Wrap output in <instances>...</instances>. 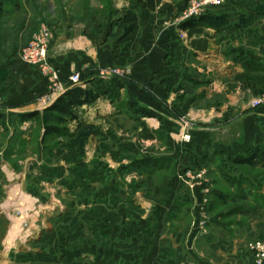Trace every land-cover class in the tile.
<instances>
[{
    "label": "rangeland",
    "instance_id": "1",
    "mask_svg": "<svg viewBox=\"0 0 264 264\" xmlns=\"http://www.w3.org/2000/svg\"><path fill=\"white\" fill-rule=\"evenodd\" d=\"M68 1L0 0V49H6L13 20L30 10L37 16L45 12L47 22H53L55 13L67 7ZM94 1L108 13L118 4V0ZM80 5H86V1L80 0ZM238 61L244 72L226 81L248 91L245 99L249 100L264 88V63L253 65L246 56L238 57ZM118 72L112 70L111 75ZM81 78V85L74 88L86 89L91 76ZM182 83L195 89L190 95L194 104L191 109L196 111L180 113L168 106L174 117L169 120L171 135L165 117L147 116L132 106L123 108L125 102L113 108L82 106L75 110V120L67 118L60 124L45 112L47 108L19 113L0 106V237L4 230H28L31 245L41 248L32 250L36 257L45 253L43 248L61 244L64 254L90 247L82 257L93 254L102 258V248L109 247L110 254L125 252L127 259L134 261L150 255L157 225L165 229L168 223H175L178 234L198 242L203 237L197 238L193 224L204 215L208 234L219 224L227 230L224 238L234 237L242 246L250 264L247 244L264 238V164H241L239 160L249 156L245 151L219 154L212 144H183L184 120L191 124V133L211 124L197 112L206 103L203 93L199 95L198 84L188 80ZM104 84L99 99L112 104L127 101L126 92L114 83ZM187 95L183 92L182 102L187 101ZM221 100L213 94L206 105ZM34 112H40V116L29 117ZM48 126L60 132L47 136ZM256 146L264 147V136ZM196 167L205 168L206 175L204 183L190 192L181 185L179 176L183 170ZM174 179L187 199H180L176 210L163 218L156 211L155 192L165 204L161 195L170 188L164 182ZM203 204L206 206L201 212ZM162 243L165 241L159 243L163 247Z\"/></svg>",
    "mask_w": 264,
    "mask_h": 264
},
{
    "label": "crops",
    "instance_id": "2",
    "mask_svg": "<svg viewBox=\"0 0 264 264\" xmlns=\"http://www.w3.org/2000/svg\"><path fill=\"white\" fill-rule=\"evenodd\" d=\"M85 1L86 5H80V0H69L67 7L55 13L53 22H47L45 12L37 16L30 10L12 21L6 49H0V106L19 113L48 108L74 88L69 79L80 74L91 76L85 85L88 90L104 92V83L111 81L127 94V101L112 104L99 99L89 106L113 108L116 103L125 102L123 108L132 106L159 114L165 117L171 135L169 120L174 117L168 106L180 113L196 111L191 109L194 104L190 95L195 89L182 83L188 80L198 84L199 95L203 93L206 103L213 94L222 97L217 104L200 105V118L214 127L207 124L208 127L192 132L194 143H210L225 153H236L251 149L263 138L264 101L257 107H253V102L264 98V88L254 92L251 101L252 98L245 99L248 91L226 81L227 77L244 72L238 57L264 63L263 0H239L210 8L201 24L187 28L182 27L185 24L176 26L173 20L187 0H118L112 13L94 0ZM44 25L55 30L49 52L61 82L55 92L49 77L21 58L32 35ZM115 69L119 74L111 75ZM184 90L190 96L182 102ZM164 183L170 188L161 195L165 204L153 190L156 211L163 218L176 210L180 199H187L179 192L175 179ZM188 211L185 212L189 214ZM172 224L168 223L165 229L157 225L150 241V255L134 261L127 259L125 252L110 254L109 247L102 248V258L93 254L82 257L91 251L90 247L80 253L64 254L61 244L43 248L45 253L36 257L32 250L40 247L31 245L28 230H4L0 237V264H248L245 250L234 237L224 238L227 230L219 224L215 223L218 229L198 242L178 234V226ZM162 240L163 247L159 244Z\"/></svg>",
    "mask_w": 264,
    "mask_h": 264
},
{
    "label": "built area",
    "instance_id": "3",
    "mask_svg": "<svg viewBox=\"0 0 264 264\" xmlns=\"http://www.w3.org/2000/svg\"><path fill=\"white\" fill-rule=\"evenodd\" d=\"M239 0H189L185 8L175 17L174 23L177 25H183L196 21L205 16L206 12L210 8H217L224 6L228 3H234ZM264 1V0H263ZM55 40V30L51 26H41L33 35L28 45L21 52L22 60L30 66L37 68L42 74L49 77L52 84V90L55 92L61 87V82L58 78L57 72L52 67L49 59V49L51 44ZM70 82L74 86L81 85L82 78L80 74H73L70 77ZM263 99L255 100L253 107L259 106ZM185 132L183 135V144L190 145L194 141L191 135V124L184 120ZM206 175L205 168H193L183 170L179 176L180 183L183 187L190 192H194L197 186H201L204 183V177ZM208 201L206 200V203ZM205 204L201 205L200 211L205 210ZM208 220L203 215L198 217L194 224L195 232H197V238L208 236ZM247 251L250 257V264H264V238L258 237L250 241L247 244Z\"/></svg>",
    "mask_w": 264,
    "mask_h": 264
},
{
    "label": "trees",
    "instance_id": "4",
    "mask_svg": "<svg viewBox=\"0 0 264 264\" xmlns=\"http://www.w3.org/2000/svg\"><path fill=\"white\" fill-rule=\"evenodd\" d=\"M204 18V17H203ZM203 18L192 21L190 23H187L183 25V28L195 26L198 24H201L203 21ZM253 65H255L257 62L252 61ZM100 94L94 92L93 90L83 89L80 87H75L68 92H66L63 96H61L52 106L47 108L45 110L46 113L50 114L52 118L58 123H65L67 121V118L71 120H75L76 117L74 115L75 110L78 108L85 106V105H92L94 102H96L100 98ZM147 116H157L153 112H147L144 111ZM40 116V112H34L29 115V117H37ZM28 117V116H24ZM60 132L58 128L55 126H48L46 130V135H53ZM263 138H260L258 140V146L260 145V142ZM210 144V143H208ZM214 147V146H213ZM216 149V152L219 154H225L224 151H221L214 147ZM245 155H249L245 158H241L239 162L241 164L245 165H254V164H264V147L259 146L257 148L254 147L252 149L246 150ZM202 165V164H201Z\"/></svg>",
    "mask_w": 264,
    "mask_h": 264
}]
</instances>
